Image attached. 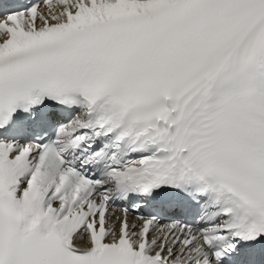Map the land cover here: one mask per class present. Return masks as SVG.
Returning <instances> with one entry per match:
<instances>
[{"label": "snow or ice", "instance_id": "1", "mask_svg": "<svg viewBox=\"0 0 264 264\" xmlns=\"http://www.w3.org/2000/svg\"><path fill=\"white\" fill-rule=\"evenodd\" d=\"M0 264H264V0H0Z\"/></svg>", "mask_w": 264, "mask_h": 264}]
</instances>
